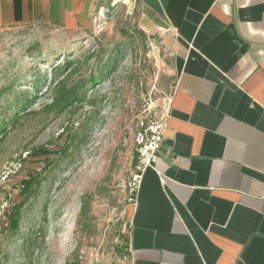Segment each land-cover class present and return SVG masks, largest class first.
<instances>
[{
  "label": "crops",
  "instance_id": "crops-1",
  "mask_svg": "<svg viewBox=\"0 0 264 264\" xmlns=\"http://www.w3.org/2000/svg\"><path fill=\"white\" fill-rule=\"evenodd\" d=\"M109 0H0V28L76 33ZM170 93L123 264H264V0H134Z\"/></svg>",
  "mask_w": 264,
  "mask_h": 264
},
{
  "label": "rangeland",
  "instance_id": "rangeland-1",
  "mask_svg": "<svg viewBox=\"0 0 264 264\" xmlns=\"http://www.w3.org/2000/svg\"><path fill=\"white\" fill-rule=\"evenodd\" d=\"M133 4L109 0L76 33L47 24L0 28V117L13 115L19 92L38 96L36 113L19 116L0 138V228L22 203L18 230L0 232V264H123L134 134L158 103L154 83L166 67L159 40L140 32ZM99 49L111 64L91 86L99 64L87 56ZM66 59L75 61L72 79L84 84L86 100L47 115L40 109L51 69ZM38 146L49 155L33 154ZM29 176L35 180L24 193L20 182Z\"/></svg>",
  "mask_w": 264,
  "mask_h": 264
},
{
  "label": "trees",
  "instance_id": "trees-1",
  "mask_svg": "<svg viewBox=\"0 0 264 264\" xmlns=\"http://www.w3.org/2000/svg\"><path fill=\"white\" fill-rule=\"evenodd\" d=\"M104 54V50L99 49L87 56V59L96 57L97 64H99L98 69L100 74L95 77H90L89 84L91 86L95 85V83H97V81L104 76V70L107 71L106 69H108L109 65L111 64L110 59L105 58ZM74 62L75 61L73 59H66L63 61V63H59L51 69L53 76L48 84L52 85L50 87L48 101L41 105V112L46 113L47 115L49 113L60 114L63 113L64 110L76 106L86 100V91L83 87L84 84L73 82L72 79L74 72L77 70V68L74 66ZM32 83L37 86L38 80H35ZM3 92L4 91L0 89V96ZM36 97H38L37 92L29 93L28 91H21L17 94L14 102L15 110L13 115L9 117L7 115H3L0 117V138L7 133L12 125L15 124L19 116L33 115L36 113V110L31 107L32 101ZM33 154L49 155L43 146L34 148ZM34 180L35 179L30 176L21 180L20 185L22 186L24 193L28 192ZM21 209L22 203L19 202V204L13 205L8 210L6 214V223L8 225L4 229H2V227L0 228V232L4 234L5 238L14 234L18 230L21 220Z\"/></svg>",
  "mask_w": 264,
  "mask_h": 264
},
{
  "label": "built area",
  "instance_id": "built-area-1",
  "mask_svg": "<svg viewBox=\"0 0 264 264\" xmlns=\"http://www.w3.org/2000/svg\"><path fill=\"white\" fill-rule=\"evenodd\" d=\"M160 94L157 99L158 103L151 105L135 130L137 159L134 173L127 187L129 203L135 200V193L141 184L140 180L145 170L152 167L159 157V149L164 138L163 131L167 127L171 104L170 93L160 92Z\"/></svg>",
  "mask_w": 264,
  "mask_h": 264
}]
</instances>
